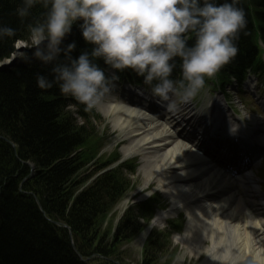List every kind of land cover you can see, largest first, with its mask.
Masks as SVG:
<instances>
[{"label": "trees", "instance_id": "obj_1", "mask_svg": "<svg viewBox=\"0 0 264 264\" xmlns=\"http://www.w3.org/2000/svg\"><path fill=\"white\" fill-rule=\"evenodd\" d=\"M19 2L0 0V23L17 30L15 38L0 42V61L10 58L18 42L30 43L25 24L14 14ZM239 6L245 9L248 23L247 34L242 33L238 41L235 70L243 60L248 64L257 55L254 26L259 27L264 39V0H239ZM42 12L37 8L33 15L41 17ZM73 41L77 44L74 56L86 50L76 28L67 42ZM24 65L0 71V136L16 146L14 152L0 140V264H85L74 253L68 230L47 221L35 198L28 194L38 197L48 218L70 227L78 250L84 258H89L98 252L92 239L107 243L106 237L99 235L106 224L101 223L100 216L113 211L126 196L130 183L123 178V167H120L85 187L98 172L113 166L117 155L87 175L89 163L98 160L101 148L94 129L78 124L67 110L71 97L62 95L57 86L48 90L37 86L38 74L52 78L50 68L36 61L24 62ZM130 74L133 80H139L134 73ZM75 105L80 109L79 116L88 122L90 115L84 112L85 107ZM25 159L34 163L36 173L21 192L20 185L29 177L23 171ZM18 165L21 166L19 173ZM162 207V200L156 196L137 206L138 217L130 208L119 224L120 241L131 243L143 230L140 219L145 217L149 222L155 209ZM111 221L108 220L105 230H111ZM182 228L180 220L170 223L171 232H154L147 242L143 264L157 263L161 248L169 244L170 235ZM116 260L125 264L122 254ZM99 264L113 263L100 261Z\"/></svg>", "mask_w": 264, "mask_h": 264}, {"label": "clouds", "instance_id": "obj_2", "mask_svg": "<svg viewBox=\"0 0 264 264\" xmlns=\"http://www.w3.org/2000/svg\"><path fill=\"white\" fill-rule=\"evenodd\" d=\"M37 8L41 17L33 15ZM14 14L30 42L24 62L50 68L52 78L38 74L37 86H57L87 111L128 71L162 106L190 102L236 60L248 23L239 0H20ZM74 28L87 46L75 56L77 44L67 42ZM16 36L0 23V42ZM246 264H264V249Z\"/></svg>", "mask_w": 264, "mask_h": 264}, {"label": "bare ground", "instance_id": "obj_3", "mask_svg": "<svg viewBox=\"0 0 264 264\" xmlns=\"http://www.w3.org/2000/svg\"><path fill=\"white\" fill-rule=\"evenodd\" d=\"M26 45V42H18V55ZM18 55L15 54L10 62L16 61ZM22 62L24 63V59ZM223 101L224 99L214 105L216 111L209 118L213 121L214 127L210 131L223 120L224 115L220 106ZM140 104L144 107L139 108ZM129 105L115 100L100 103L97 107L103 117L111 120L114 129L122 131L130 143L123 148V160L141 158L140 170L145 175L144 184L146 183L143 189H147L154 181V177L158 176L159 187L170 198L172 204L170 211L158 215L153 228L164 224L174 212L185 211L187 214L185 233L175 239L182 242L180 245L191 259L202 261L204 258L201 264H246L248 257L264 249L263 219L255 220L246 211V209L249 213L256 211L261 217L258 207L261 205L254 201L248 205L241 198V196L257 198L258 182L252 177L228 180L215 166L199 155L193 142L195 140L192 141L191 136L195 135L197 129L202 131L206 128L194 129L195 123L191 125L192 118L189 114L181 116L179 112L176 114L158 112L144 105L141 100L129 102ZM89 115L88 122L95 119L91 113ZM196 116L197 114H194L193 118ZM180 119L187 125L176 122ZM90 124L92 125V122ZM89 128L92 126L89 125ZM100 136L99 134L97 138ZM257 137L264 144L263 128ZM197 142L199 141H195L196 144ZM28 162L29 160L25 159L23 171L30 175L35 165L32 161ZM117 165H110V170H114ZM20 171L21 166L18 165V173ZM248 183L253 186L247 187ZM231 188H234V191L228 193L233 195L232 198L231 196L228 198L225 195ZM237 198L239 200L234 201ZM111 213L112 210L111 212L108 210L101 215V223L107 224L108 220H114ZM121 233L120 227L114 225L111 230L99 233L106 237L107 243L92 239L101 257L113 264L116 263L117 255L122 254Z\"/></svg>", "mask_w": 264, "mask_h": 264}, {"label": "rangeland", "instance_id": "obj_4", "mask_svg": "<svg viewBox=\"0 0 264 264\" xmlns=\"http://www.w3.org/2000/svg\"><path fill=\"white\" fill-rule=\"evenodd\" d=\"M24 46V45H23ZM30 47V46H29ZM17 49V48H16ZM20 53V52H19ZM23 53V52H22ZM21 54V53H20ZM235 91V88L232 87L230 88V92L233 95L232 96V101L233 103L236 104V106H238L239 108H241V110H247V113L249 114L250 111H248V106L246 104H242L240 103V99H238V96H236L235 93H233ZM204 107L202 106L201 110H203ZM70 112L74 113V117L77 119V122L80 123H86L85 121H83L80 116L77 114L78 109H76L75 107L70 108ZM99 113V112H98ZM92 122V125L90 124ZM87 125L92 126V128L94 129L95 132V137L97 139V136L103 135V137H106V140H104L103 142L100 143L101 148L98 150L97 153V158L98 159L96 162H90L89 163V169H88V173L87 175L94 173L97 170V165L100 166L102 164H104L105 162H107L111 157H112V153L115 150H119V152L122 151V148H124L126 145L129 144V141L126 139V137L124 136V133L122 131H114L112 129V124H111V120L102 117V119H92L89 123H87ZM119 148V149H118ZM117 152V151H115ZM95 155V154H93ZM123 157V154H122ZM100 159V160H99ZM123 174V178H125L127 180V182L131 183L130 184V188L125 196V198L121 201V203L116 206V208L113 210V213H111L115 220V223L118 224L120 223V220H124L126 217L127 212L125 213L126 210L128 209H133L136 213V216L138 217V212H137V204L140 202V200L146 199V191H143L144 189V173L141 172L140 170L138 171V173L136 175H132L130 173H128L127 171H122ZM96 178V177H94ZM156 180L157 177H156ZM133 185V187H132ZM132 188V189H131ZM150 190L152 191V189H159L157 183L154 181L151 186H149ZM154 191V190H153ZM138 196V197H136ZM166 200L169 202L170 204V198L166 197ZM172 205V204H171ZM170 210V206L169 209L167 211ZM179 213H184V211H178V212H174L171 216L172 217H168L167 220L164 222V224L160 225L159 227H154L152 232H165L167 233L166 227H167V221L173 218H176L178 215H180ZM161 214L158 213L155 215V219L152 222V225L154 224V221L156 220V217ZM164 214V213H163ZM185 214V213H184ZM123 217V218H122ZM185 218L187 220V215L185 214ZM112 220V221H114ZM147 218L142 219L141 226L144 228L147 226L148 221H146ZM186 220L184 222V229L181 233L179 234H175L173 236H171L169 238L170 242L167 245V247L161 248L163 249V252L159 255V260L157 263L155 264H166V262L168 264H201L202 261L204 260V258L202 259V261H196L191 259L189 257L188 254H186V252L184 251L183 247L180 245L182 242L181 241H176V237L177 236H182L185 233V229H186ZM111 221V222H112ZM105 228H107L106 224H105ZM155 229V230H154ZM166 230V231H165ZM152 233H148L147 230L142 231L138 234L137 238H135V240L132 243H123L122 246V255H123V260L126 262V264H141L144 262V251L147 247V242H148V238L149 235H151ZM181 257L182 259L178 260L177 258ZM206 257V256H204Z\"/></svg>", "mask_w": 264, "mask_h": 264}]
</instances>
